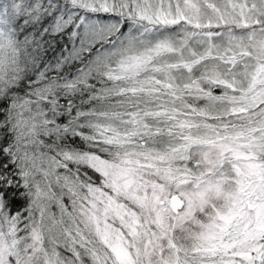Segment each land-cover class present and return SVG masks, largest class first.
Here are the masks:
<instances>
[{
    "label": "snow or ice",
    "instance_id": "6c2138e0",
    "mask_svg": "<svg viewBox=\"0 0 264 264\" xmlns=\"http://www.w3.org/2000/svg\"><path fill=\"white\" fill-rule=\"evenodd\" d=\"M0 264H264V0H0Z\"/></svg>",
    "mask_w": 264,
    "mask_h": 264
}]
</instances>
